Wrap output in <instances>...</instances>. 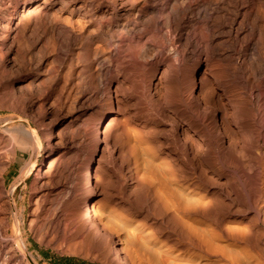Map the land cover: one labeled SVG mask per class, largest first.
Instances as JSON below:
<instances>
[{"label": "bare ground", "instance_id": "1", "mask_svg": "<svg viewBox=\"0 0 264 264\" xmlns=\"http://www.w3.org/2000/svg\"><path fill=\"white\" fill-rule=\"evenodd\" d=\"M55 1L0 0V7L9 4L13 9L0 26V67L6 71L9 92H16L9 62L16 48L25 45L16 59L24 70L31 66L36 71L31 84L40 91L42 75L50 83L39 113L44 136L53 138L52 129L45 128L47 105L57 115L65 105L88 103L79 113L95 132L91 137L101 152L97 167L103 162L106 168L120 156L121 186L139 190L128 196L129 203L146 208V216L159 228L168 226L180 246L217 253L220 248L212 242L250 243L264 264V192L251 189L247 194L256 206L252 222H262L259 228L230 227L223 214L224 193L232 198L233 191L222 175L211 174L212 168L233 166L236 179L252 187L259 177L255 167L264 170V144L259 143L264 140V0H60L61 10L50 11ZM21 21L29 23L18 29ZM161 32L165 37L156 42L154 36ZM80 86L83 92L77 94ZM137 98L152 111L139 121L133 110ZM14 128L0 131V174L9 159L6 135L33 147L35 158L55 150L52 141L44 151L37 128ZM63 139L64 148L52 164L54 184L33 195L36 206L29 228L41 236L54 235L74 253L84 243L102 245L127 264L122 238L94 207V196L103 190L90 177L93 152L78 159L74 133ZM240 151L255 155L249 167ZM35 158L25 163L6 195L0 187V264L4 259L14 264L18 251L36 264L14 199L18 181L33 172L36 180L44 176ZM63 178L67 185L60 182ZM7 205L16 217L10 234ZM196 218L214 219L218 230L211 236L216 242L205 227L195 228ZM220 258H225L223 253ZM232 263L240 260L233 258Z\"/></svg>", "mask_w": 264, "mask_h": 264}, {"label": "rangeland", "instance_id": "2", "mask_svg": "<svg viewBox=\"0 0 264 264\" xmlns=\"http://www.w3.org/2000/svg\"><path fill=\"white\" fill-rule=\"evenodd\" d=\"M7 5H4V7H0V26L6 22L4 17H6L9 12L13 11L12 6H10L9 4ZM60 8L61 2L60 0H56L50 11H59L61 10ZM24 23L28 24L29 21H24L23 23L22 21L19 22L18 29L21 28V25H24ZM163 33H165V31H163ZM163 33L161 32V34H159L158 36H154L155 41L156 39L158 41L159 39L165 37V34L163 35ZM22 47L25 49V45L16 48V51L12 56L13 60H11L8 65V70H10L9 73H11L12 75L11 81L14 85H16V92L14 94L9 92V83L7 82L8 77L6 76V71H4L3 68L0 67V131L6 134L7 130H4L5 128H12L13 130L15 129L14 127L18 125H23L27 128L35 127L41 134V143L44 151L48 150L51 147L49 145H51L52 141V145H54L53 147L55 148V150L54 153L48 157L44 156V154L42 153L37 158H35V149L33 147H25L24 145L19 143L16 138H13L14 136L12 137L11 135H6V137L8 138L7 151L9 152V159L5 164L6 169L2 171L3 174H0V187L2 191L1 193L3 195H6L13 186L14 182L19 177V173H21L23 167L33 157L41 167L42 175H44L42 176V179L36 180V175L33 172L28 175L26 179L18 181L14 190L16 210L19 216L18 219L21 221L22 232L28 245V251L33 254L36 264H122L116 260L115 256L108 254L107 248L102 245L88 247V245L84 243L82 244V246H78L79 249L77 248V252L74 253L70 252L67 249V243L62 240H59L58 242L54 235L50 234L41 236V234L43 233L35 234L29 228L28 223L31 218V213L36 206L33 201V195L34 193H41L47 187L54 184L50 180L52 164L54 163V160L56 159L58 153H60V151H62V149L64 148L62 144V141L64 140L63 138H65V136H67V134L71 131L74 133V136L77 140V148L74 153L77 155L78 159L84 158L85 155L87 156L88 153L93 152L94 162L91 166L90 177L93 181H99L103 190L102 194H96L94 196V207L95 210H97L98 213L102 215L104 222L106 221L105 223L107 224V226L109 225L108 228L117 237L122 238L121 242L123 243V246H125V252L127 251L126 253L128 255L127 264H236L232 263L233 258H238L240 260V263L237 264H261L255 248L250 243H240L234 242L232 240H223L222 242L217 241V243L214 238L212 239L211 234L213 235V232L218 230L215 227L216 222L213 218H208L205 220L196 218V220L198 221L195 224V228L199 226L198 229H201L202 227H205L207 229V234L210 235L208 237L210 238L211 242H216H212L213 245L220 248L217 252L218 254L215 252L206 253L204 251L202 252V250L178 245L176 243V235L172 234L168 226L165 225V228H159L158 224H154L152 222L150 216H146V208H144V210L138 209L133 204H131V202L129 203L128 196H132L133 198L139 190L136 185L125 187L121 186L122 184L120 182V176L123 175V172L120 167V156L116 154L115 161L110 162V165L106 168H103V162H100V166L102 165L101 169L97 167V160L101 152L99 150H96L95 142L91 137L95 132L92 130V124L89 121L82 120L85 115H80L81 111L88 106V103L81 104L82 106L79 104H75L73 106L65 105L62 108L63 110L60 109L57 115L53 113L52 106L47 105L49 112L45 120V122L47 121L45 128L50 127L52 129L50 131L53 135V138L44 136V130L42 125L40 124L39 117L44 110V106L41 102L46 95L49 97V95L43 90L46 88H50V83L48 80H46V76L42 75V79L39 81L41 83L40 91H37V89L34 88L30 80L35 75L36 71L32 69L33 67L31 66H28V69L26 68L24 70L23 67L19 64L20 62L16 59V57L18 56L17 51H24ZM26 85H29V87H27ZM58 89L56 90V93H60V86H58ZM82 92L83 88L80 86L77 94ZM135 100L136 102H134L136 104L134 103L133 110L137 111V115L135 114L137 116V121L140 120L139 117H149L150 112L152 111H148L149 109H147L142 100H139L138 98ZM121 118L125 119L124 116H121ZM97 120L99 121L100 118L96 119V122L94 123L95 128H98L99 126ZM104 121L105 120H102L100 129L102 128ZM107 122L108 120H106L105 124ZM68 128L69 130H66ZM259 143L264 144V140H261ZM11 144L13 147L11 146ZM240 157L244 164L249 167V165L252 164L251 162L254 161L255 155L251 154L249 151H242V153L240 151ZM245 162H247V164ZM235 169L236 168H234L233 166L227 165L221 166L220 168H212L211 171V174H214L216 176L218 174L222 175L220 176L221 181L224 182L226 180L225 182H228L230 184V189L233 191L232 198L227 197L224 193L225 204L223 206V214L225 216V224L233 227V225L236 223L237 225H235L234 227L239 226V228L244 227V229H248L249 227L250 230H256L259 228L262 222H252L254 220L253 218L256 215V206L248 202L247 194L251 189H257L258 191H260V193L264 192V170H262L258 165L255 167L254 174L256 175L258 173L259 177L256 176L255 179H258L256 183H254V186L251 187L249 185L243 184L240 180L236 179L238 173L235 171ZM253 180L254 179H252L251 182ZM60 182H62V184L66 183L65 185L68 184L67 180L64 178ZM225 182L224 185L226 184ZM213 191L215 192L214 188L211 189V193H213ZM119 194H123L122 199H117L120 196ZM84 197L85 199L88 198L87 194ZM119 200L122 201L118 202ZM261 204L262 201L260 199L258 205L260 206ZM230 206L232 208H230ZM7 207V210H9L7 211L9 226L8 233L10 234L13 232L12 228L16 217L14 216L13 211L9 208V205H7ZM247 213H249V215ZM250 226L252 228H250ZM198 229L197 231H202ZM228 242L229 244H227ZM81 248L82 250L80 251ZM221 253H223L225 258H220ZM17 254H19V257L14 264H31L27 258L24 259L20 255L19 251L17 252ZM19 259L20 262H18ZM2 262L1 264H13L9 263V261H6L5 259L2 260Z\"/></svg>", "mask_w": 264, "mask_h": 264}]
</instances>
